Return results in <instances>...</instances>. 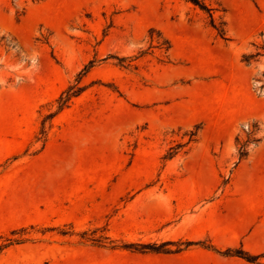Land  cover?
<instances>
[{"label": "rangeland", "instance_id": "374dc122", "mask_svg": "<svg viewBox=\"0 0 264 264\" xmlns=\"http://www.w3.org/2000/svg\"><path fill=\"white\" fill-rule=\"evenodd\" d=\"M205 1L228 38L193 0H0V264H114L203 208L217 230L264 150V0Z\"/></svg>", "mask_w": 264, "mask_h": 264}, {"label": "crops", "instance_id": "0c3cea01", "mask_svg": "<svg viewBox=\"0 0 264 264\" xmlns=\"http://www.w3.org/2000/svg\"><path fill=\"white\" fill-rule=\"evenodd\" d=\"M235 187L239 190L234 195L227 189L218 199L217 230L212 226L204 227L206 210L203 208L189 223L182 236L197 239L209 234L220 248L241 245L253 253L263 252L264 181L242 179L236 181ZM184 220L179 222V227ZM201 224L203 231L193 232V229ZM78 255L81 259H88L90 256L85 251L79 252ZM115 255L118 257L114 264H258L242 256L225 254L201 245L171 253L127 251Z\"/></svg>", "mask_w": 264, "mask_h": 264}, {"label": "trees", "instance_id": "16d2710c", "mask_svg": "<svg viewBox=\"0 0 264 264\" xmlns=\"http://www.w3.org/2000/svg\"><path fill=\"white\" fill-rule=\"evenodd\" d=\"M195 4L199 5L203 10L209 12L210 18H211V24L212 26L218 31V35L221 36L222 38H228V32L226 28V22L223 20L221 25H218L216 23V18L214 17L213 14V7H210L205 0H193ZM153 31V30H152ZM254 54H249V55H244V60L250 61V58ZM85 72H87L86 68L84 69ZM86 86L84 85H79L76 89H74L73 86H69L66 90L62 92L60 97L57 99L58 102V109L55 112H50L48 113L45 118L43 119V127H42V133L43 135H46V121L53 117L58 111L62 110L66 106L69 105V101L73 96L79 95ZM196 134V133H193ZM238 144H240L238 142ZM244 144H240L238 146V160L237 164H239L241 161L246 159L249 155V151H247L244 148ZM177 146L172 145L166 155H164L165 158L171 159L173 158L178 151H176ZM174 242H177L176 244H180L176 248H171L168 247L169 244H172ZM193 245H202L205 247H208L210 249L217 250L219 252L225 253V254H233V255H238L242 256L243 258L247 259L248 261L251 262H256L258 264H264V261L262 258L264 257V251L261 253H253L247 249H245L241 245L237 246H230L227 248H220L218 247L211 239L205 238V239H198V240H193V239H181L178 241H163V242H153V243H136V242H131V243H126L124 246L126 248H130L139 252H165V253H171V252H179L184 249H187Z\"/></svg>", "mask_w": 264, "mask_h": 264}, {"label": "bare ground", "instance_id": "6f19581e", "mask_svg": "<svg viewBox=\"0 0 264 264\" xmlns=\"http://www.w3.org/2000/svg\"><path fill=\"white\" fill-rule=\"evenodd\" d=\"M12 150H13V148H9V149H7V152L6 153H4V154H2V155H0V158L2 157V156H5L6 154H11V152H12ZM255 163H254V165H253V167L251 168V169H246L245 170V172L243 171V173H242V179H246V180H253V175H255V173H257V171H259L258 169H260V165L262 164V163H264V150H263V152H262V155H261V157L259 156L258 158L256 157V159H255V161H254ZM262 169V168H261ZM254 178H256V177H254ZM256 180V179H255Z\"/></svg>", "mask_w": 264, "mask_h": 264}]
</instances>
